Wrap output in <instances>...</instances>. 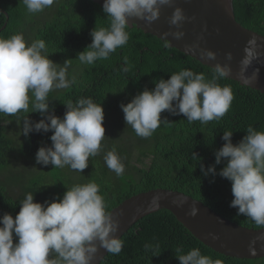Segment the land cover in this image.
<instances>
[{"label":"clouds","instance_id":"1","mask_svg":"<svg viewBox=\"0 0 264 264\" xmlns=\"http://www.w3.org/2000/svg\"><path fill=\"white\" fill-rule=\"evenodd\" d=\"M56 2L22 0L29 14L43 12ZM172 4L173 0H104L102 11L110 23L90 32L91 43L78 53L76 59L88 66L109 59L112 53L127 44L130 18L152 23L159 18L162 6L172 7ZM186 19L183 10L175 7L168 23L176 30L165 32L163 36L181 39L184 32L180 29ZM165 43L167 46V40ZM259 47L253 36L244 48L237 75L245 83L255 82L257 78L258 70L250 76L246 72L260 55ZM199 56L201 60L216 59V54L206 49H200ZM48 57L43 40L28 44L22 32L7 39L0 38V114L14 116L38 112L42 117L39 121L32 122L27 116L23 120V136L49 131L52 135L51 146H40L35 162L43 166L51 164L53 168L67 166L81 173L88 167L89 158L103 150V108L92 98L81 97L75 103L64 104L63 118L56 116L49 104V93L67 89L76 84L77 79L75 75L69 79L70 60L58 67ZM225 58L231 61V53ZM231 72L228 63H216L211 78L203 72L182 69L167 80H156L153 89L146 87L127 104H120L124 121L144 139L150 138L161 123L166 122L161 119V113L165 111L171 115L182 114L190 124L199 121L206 125L219 121L229 111L234 95L230 86H221L218 81L228 78ZM246 133L234 145L231 141L233 131H223L221 139L225 143L214 153L215 164L224 163L218 174L231 182L233 199L229 206L237 209L238 216L264 229V131L248 126ZM192 159L201 158L192 153ZM104 160L117 176L124 174L125 166L114 148L106 153ZM200 167L205 176L217 174L214 165L205 169L201 163ZM2 187L6 189L5 185ZM159 200L158 196H153L151 203L158 206ZM107 208L105 196L100 194V186L94 181L67 188L62 199L54 198L51 202H34V194H27L15 218L9 213L0 216V264H93L99 248L119 255L124 247V242L115 235L119 220ZM197 213L198 208L193 206L187 214L195 217ZM260 240H264V233L249 243L253 255V245ZM144 250L151 256L160 254L158 243H146ZM175 256L179 264H221L219 260L213 261L203 255L199 248H192L184 254L178 247Z\"/></svg>","mask_w":264,"mask_h":264},{"label":"trees","instance_id":"2","mask_svg":"<svg viewBox=\"0 0 264 264\" xmlns=\"http://www.w3.org/2000/svg\"><path fill=\"white\" fill-rule=\"evenodd\" d=\"M237 22L245 28L264 35V0H233ZM9 16V18H7ZM110 21L102 7L92 0H57L50 8L36 14H29L22 0H0V38L7 39L16 33H23L25 41L36 40L46 43L49 59L62 67L70 60L67 69L69 79L76 76L77 83L63 90L49 93V104L54 114L63 118L65 105L79 98H92L100 103L104 112L103 125L108 116L118 112L124 118L120 104H127L146 87H155L154 81L167 80L171 74L182 69L196 73L203 72L211 78L212 67L196 58L169 48L165 41L130 29L129 40L118 48L107 60H98L94 65H82L77 58L91 43L90 32L94 28L107 27ZM125 58L127 63L125 64ZM127 68V71L124 69ZM221 86H230L234 99L227 114L219 121L201 124L188 123L182 114L161 113L166 122L150 138L138 137L131 126L126 125L125 133L110 131L114 142L102 141L107 151L115 149L125 166V172L117 176L104 162V155L92 157L87 170L77 172L75 179L67 169L49 168L40 177L28 176L25 194L20 200L9 197L7 188L0 184V216L9 213L15 218L20 203L29 193L34 202H51L62 199L67 188L95 182L100 194L108 203L107 211L123 203L132 195L154 188L173 189L184 192L199 200L227 220L247 228L259 230L249 219L238 216L237 209L230 207L233 199L231 182L218 173L225 165L215 164L214 153L225 143L223 131H233L232 143H238L247 133L248 126L264 131V94L225 78L218 81ZM37 122L42 117L38 112L8 116L0 114V171L5 170L10 160L22 158L35 161L40 146H51L52 132H31L23 136L22 146L15 147L20 136L23 120ZM109 133V132H108ZM127 135V139L123 135ZM107 133L105 132V137ZM14 150L16 152H14ZM18 152V153H17ZM21 152L27 157L21 156ZM138 152L136 164H131L134 153ZM192 153L200 160H193ZM148 159L149 163L144 162ZM204 168L214 165L216 175H203ZM124 247L119 255L109 253L101 264H179L176 249L186 254L192 248H199L203 255L221 264H264L263 259L247 260L230 258L212 251L197 240L175 217L166 210L149 214L137 222L122 238ZM16 238L14 237V243ZM159 244L160 254L151 256L145 252V244Z\"/></svg>","mask_w":264,"mask_h":264},{"label":"water","instance_id":"3","mask_svg":"<svg viewBox=\"0 0 264 264\" xmlns=\"http://www.w3.org/2000/svg\"><path fill=\"white\" fill-rule=\"evenodd\" d=\"M102 7L104 0H92ZM180 7L188 18L184 21L181 31L184 36L173 39L163 36V33L175 31L168 23L173 9ZM9 18V16H7ZM130 29L137 28L146 35L157 37L169 42V47L178 49L190 55L203 64L214 67L228 63L232 72L228 78L264 94V35L240 25L236 20L233 0H173L172 7L162 6L159 18L148 23L136 18L128 20ZM255 36L260 45V55L252 62L246 75L250 76L258 70L255 82L245 83L237 75L240 61L244 56L247 41ZM197 47L194 48L193 46ZM206 49L216 54L215 60H201L199 50ZM231 53V61L226 60V54ZM160 198L159 205L151 203L152 197ZM196 206L195 217L187 213ZM160 210L169 211L197 240L209 249L230 258L256 260L264 258V240L253 245L255 254L249 251L250 241L264 233V229L254 230L241 227L216 213L199 200L184 192L173 189L154 188L132 195L110 213L119 220V229L115 234L122 238L137 222L149 214ZM109 253L99 248L93 264H101Z\"/></svg>","mask_w":264,"mask_h":264},{"label":"rangeland","instance_id":"4","mask_svg":"<svg viewBox=\"0 0 264 264\" xmlns=\"http://www.w3.org/2000/svg\"><path fill=\"white\" fill-rule=\"evenodd\" d=\"M103 127L105 128V132L107 133L105 139H107L110 142H114V138L110 135V131L117 132V135H118V132L125 133L126 131V123L124 121V118L121 117L118 112H115L112 115L108 116L106 120V124H104ZM20 131L21 133H20V136L16 140L15 147H17L18 144L22 146L23 134H22V130ZM122 135L125 139H127V135H124V134ZM14 152L16 151L14 150ZM107 152L108 151L105 148H103L99 156L104 155L105 157ZM20 154L24 158L25 155L23 154V152H21ZM137 155H138V152H135L132 158L131 164L132 163L136 164L135 160H136ZM27 160H28L27 165H25V161H23L21 157L20 159L14 161L13 163L10 160V162L7 165H5V170L0 171V184L6 186L9 192V197L14 200H20L25 194V189L27 188V182H29L27 180L28 176H30L31 178H33L34 176L40 177L41 175H43V173L49 172L50 167L53 168L51 164H49L48 166H43V165L37 164L32 159L27 158ZM92 160L93 158L90 157L88 161L89 163L88 167H90ZM144 162L149 163V160L144 159ZM88 167L84 170H87ZM61 169H63V173H66L67 169L70 170L72 177L75 179L77 171H73L67 166Z\"/></svg>","mask_w":264,"mask_h":264}]
</instances>
